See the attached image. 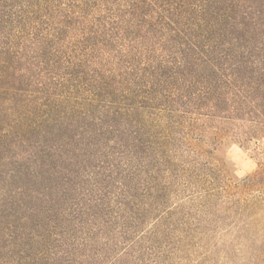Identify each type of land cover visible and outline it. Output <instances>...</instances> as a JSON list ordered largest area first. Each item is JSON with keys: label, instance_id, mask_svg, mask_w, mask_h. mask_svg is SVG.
Instances as JSON below:
<instances>
[{"label": "trees", "instance_id": "16d2710c", "mask_svg": "<svg viewBox=\"0 0 264 264\" xmlns=\"http://www.w3.org/2000/svg\"><path fill=\"white\" fill-rule=\"evenodd\" d=\"M263 140L264 0H0V264H176L220 225L264 264Z\"/></svg>", "mask_w": 264, "mask_h": 264}, {"label": "rangeland", "instance_id": "374dc122", "mask_svg": "<svg viewBox=\"0 0 264 264\" xmlns=\"http://www.w3.org/2000/svg\"><path fill=\"white\" fill-rule=\"evenodd\" d=\"M212 144V139L206 135L200 146L209 149ZM213 156L225 166L232 182L236 184L254 174L261 161L252 148L240 147L231 142L215 147ZM180 252L181 258L174 260L176 264H255L257 255L253 246L221 225L213 233L198 239L197 243L184 245Z\"/></svg>", "mask_w": 264, "mask_h": 264}]
</instances>
